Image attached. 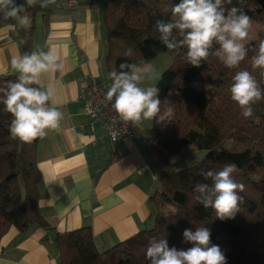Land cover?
<instances>
[{"label":"trees","instance_id":"16d2710c","mask_svg":"<svg viewBox=\"0 0 264 264\" xmlns=\"http://www.w3.org/2000/svg\"><path fill=\"white\" fill-rule=\"evenodd\" d=\"M179 2L105 0L101 9L109 86L113 71L131 70L121 69V63L142 66L162 54L171 58V65L155 86L160 89L161 112L172 107L174 115L161 123L153 120L147 137H141L145 157L158 173L159 181V191L149 199L151 228L105 250L97 249L89 227L56 233L58 264H151L146 256L151 243L163 239L170 248L186 250L191 244L185 241L184 230L199 227L211 230L210 242L220 246L227 264H264V100L253 104L252 117L245 119L230 93L232 78L241 70L249 71L264 89V69L252 66L264 32L245 46L247 55L236 68L225 67L213 55L220 48L215 40L209 57L194 67L187 62V47L167 49L154 27L158 19H174L171 9ZM233 6L264 24V0H222L226 15ZM173 36L181 39L175 29ZM128 49L132 50L130 56L125 55ZM26 52H32L27 33L22 55ZM202 69L209 72L202 74ZM17 76L0 78V101L7 82H14ZM196 83L204 88L199 89ZM5 116V105L0 102V241L10 228L25 233L31 226L43 230L50 226L38 208L41 176L36 166L35 141L13 139ZM137 134L140 135L139 131ZM188 147L204 151L205 156L176 169L170 157ZM228 163L237 165L234 179L242 188L238 189L240 201L235 217L221 221L214 209L204 208L197 197H214L213 181L206 180L204 174L219 171ZM197 184H207L208 192L199 193Z\"/></svg>","mask_w":264,"mask_h":264},{"label":"crops","instance_id":"0c3cea01","mask_svg":"<svg viewBox=\"0 0 264 264\" xmlns=\"http://www.w3.org/2000/svg\"><path fill=\"white\" fill-rule=\"evenodd\" d=\"M104 1L44 2L27 10L28 27L9 29L0 22V78L19 75L11 60L22 56L27 33L32 52L51 49L60 57L62 68L42 74L35 87L51 89L49 106L63 114L56 129L33 139L41 176L38 208L50 226L25 233L10 228L0 241V264H58L56 233L89 227L97 249L105 250L150 227L149 199L159 184L145 157L140 124L133 137L110 143L102 129H90L80 101L90 78L108 85Z\"/></svg>","mask_w":264,"mask_h":264},{"label":"clouds","instance_id":"9594fccd","mask_svg":"<svg viewBox=\"0 0 264 264\" xmlns=\"http://www.w3.org/2000/svg\"><path fill=\"white\" fill-rule=\"evenodd\" d=\"M31 3L32 0L21 3L17 0H0V22L6 23L9 29L17 25L30 26L31 17L27 9ZM221 4L222 0H180L171 9L174 19H158L155 30L167 49L186 46L187 62L194 67H199L209 57V49L215 40L220 48L213 55L218 56L225 67L236 68L247 55L243 41L249 35L252 21L246 12L235 6L226 15ZM174 29L181 39L173 36ZM131 54V49L125 53ZM11 66L19 75L14 82H7V88L3 90L5 96L0 102L12 117L8 128L10 136L31 142L47 135V130L56 129L63 114L57 107L49 106L51 89L42 90L30 85L39 84L42 74L58 71L62 64L58 53L49 49L13 57ZM252 66L264 69V40L259 44L258 54L252 57ZM120 68L131 70L113 71L110 74L112 84L106 92V99L114 101L112 108L121 120L138 126L144 120L161 123L173 117L172 107L161 112L160 89L157 86H140L148 76L149 68L127 63H121ZM230 93L232 101L242 109L241 115L245 119L252 117V105L264 100V89L247 70L235 73ZM237 170L235 163H228L219 171L204 174L213 179L214 197L205 195L197 199L204 208L214 209L216 218L221 221L233 219L237 213L240 201L238 189L242 188L234 179ZM208 189L207 184L196 185L199 193L206 194ZM183 237L191 244L186 250L170 248L167 240L163 239L151 243L146 252L151 264H227L220 246L210 242L211 230L208 227H199L194 231L185 229Z\"/></svg>","mask_w":264,"mask_h":264},{"label":"built area","instance_id":"2783aa9c","mask_svg":"<svg viewBox=\"0 0 264 264\" xmlns=\"http://www.w3.org/2000/svg\"><path fill=\"white\" fill-rule=\"evenodd\" d=\"M60 0H32L30 8L44 2L56 3ZM18 3L23 0H17ZM110 86L100 84L95 78H90L87 87L80 94L85 114L89 117V127L93 131L96 127L102 129L110 143H115L124 137L136 135L138 126L121 120L112 108L114 101L106 99V92Z\"/></svg>","mask_w":264,"mask_h":264},{"label":"rangeland","instance_id":"374dc122","mask_svg":"<svg viewBox=\"0 0 264 264\" xmlns=\"http://www.w3.org/2000/svg\"><path fill=\"white\" fill-rule=\"evenodd\" d=\"M251 21H252V24L249 30V35L246 38V40L243 41L245 46L256 41L260 37V35L264 32V24H261L252 19ZM150 65H151L150 66L151 71L149 75L150 77H152V79L151 81L149 80L142 81L140 83L141 87L155 86L160 75L164 71H166L171 65V58L169 54H162L158 56ZM207 72H209V70H206V69L201 70L202 74H206ZM196 85L199 89L204 88L199 83H196ZM11 119L12 117L7 116V112H6V116L4 117V120H7L8 122V120H11ZM152 124H153V120L141 121L140 126L143 132L142 137H147V131L151 129ZM204 156H205L204 151L197 150L194 147H188V148L183 149L179 155L170 157V161L176 166V169H181V168L187 167L192 162H195V161L197 162V161L202 160ZM156 177H157V183L159 184L158 173ZM205 179L209 181H213L211 177H206ZM156 190L159 191V187ZM246 203L247 202L245 201H241V204H243L244 206L246 205ZM230 263H232L231 260H230Z\"/></svg>","mask_w":264,"mask_h":264}]
</instances>
